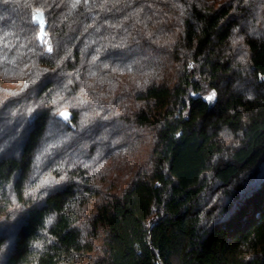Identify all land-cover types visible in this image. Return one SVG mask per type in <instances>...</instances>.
Wrapping results in <instances>:
<instances>
[{
	"label": "trees",
	"instance_id": "16d2710c",
	"mask_svg": "<svg viewBox=\"0 0 264 264\" xmlns=\"http://www.w3.org/2000/svg\"><path fill=\"white\" fill-rule=\"evenodd\" d=\"M0 264H264V0H0Z\"/></svg>",
	"mask_w": 264,
	"mask_h": 264
},
{
	"label": "snow or ice",
	"instance_id": "6c2138e0",
	"mask_svg": "<svg viewBox=\"0 0 264 264\" xmlns=\"http://www.w3.org/2000/svg\"><path fill=\"white\" fill-rule=\"evenodd\" d=\"M79 2H80V0H76V3H79ZM84 2L87 3L88 0H84ZM48 51L51 52V48H49ZM214 96H215V93L213 92L212 95L207 97V99L212 100ZM61 115H64V113H61ZM45 183H47V182H45Z\"/></svg>",
	"mask_w": 264,
	"mask_h": 264
},
{
	"label": "water",
	"instance_id": "95a60500",
	"mask_svg": "<svg viewBox=\"0 0 264 264\" xmlns=\"http://www.w3.org/2000/svg\"><path fill=\"white\" fill-rule=\"evenodd\" d=\"M34 18H35V19H42V18H43V14L40 13V12H38V13H36V14L34 15Z\"/></svg>",
	"mask_w": 264,
	"mask_h": 264
}]
</instances>
